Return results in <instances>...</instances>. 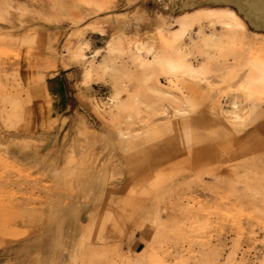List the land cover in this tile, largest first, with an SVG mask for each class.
Instances as JSON below:
<instances>
[{
  "label": "rangeland",
  "instance_id": "374dc122",
  "mask_svg": "<svg viewBox=\"0 0 264 264\" xmlns=\"http://www.w3.org/2000/svg\"><path fill=\"white\" fill-rule=\"evenodd\" d=\"M0 9V241L51 226L70 241L69 264H126L132 240L148 244L146 264H264V82L257 98L237 81L214 84L208 98L205 83L186 79L174 102L156 91L173 86L153 64L177 44L209 74L264 64V28L240 14L246 31L234 32L220 15L237 12L235 0H0ZM183 16L187 31L171 40ZM78 47L84 57L72 58ZM150 169L146 182L135 175Z\"/></svg>",
  "mask_w": 264,
  "mask_h": 264
},
{
  "label": "bare ground",
  "instance_id": "6f19581e",
  "mask_svg": "<svg viewBox=\"0 0 264 264\" xmlns=\"http://www.w3.org/2000/svg\"><path fill=\"white\" fill-rule=\"evenodd\" d=\"M235 6L237 9V12H235L234 10H229V11H225L223 14L220 15L221 18L226 17V18L231 19V21L235 25L234 32H237L236 30H239V29H244V30L246 29V24H245L243 18H245L255 28H264V0H235ZM2 8H5V7H2ZM208 11H210V10H208ZM201 12H202V10H196L195 11V13L197 15L202 14ZM7 13H8L7 10L0 9V19H4L5 16L7 15ZM240 14L243 15V18H241ZM209 15H213V14L211 13ZM223 19H225V18H223ZM225 26H226L225 28H229V23L226 22ZM187 28H188L187 18L183 16L182 18H180L178 20V27L176 28L175 32L169 33L168 37L171 40H175L178 38L180 39V38H182V36L187 31ZM111 34H113V35L110 39V42L115 40V37H116V35L114 33H111ZM117 40H119V39H117ZM129 42H131V41H129ZM209 42L210 43L215 42L213 33L210 34ZM132 45H133V43H132ZM176 46L177 47L174 49V51L172 52L171 55H166V54H162V53H158V52L154 53V55H153V64L158 66L161 69V71L165 75H167L169 82L173 86V91H168V90L158 88L156 90L158 92V94L162 93L163 95L168 96L170 99H173V101L176 102V100H178V98H177L178 94L175 93V89L176 88H178V90L181 89V86L184 85L183 83L185 82L186 79H192V80H199V81L205 83V86H206L205 93H206V96L208 98L211 95L210 91H212V87L214 86V84H219L222 82H230V81L231 82L237 81L238 85L236 87L243 88L246 91L247 96H249V97L253 96L256 98L259 96V94H258L259 92L255 86V82H257V81L258 82H264V64H262L261 61L248 60L246 63H243L239 67H236L235 69L231 68V70H227V72H224L222 74H219V75L209 74L206 71L202 70L201 68L200 69L193 68V66L190 63L185 61L183 53L180 51V47H178L179 45L177 44ZM80 56H83V54L81 53V47L75 48L71 53L72 58H77ZM72 62H74V61H72ZM88 74L89 73L86 70V73H85L86 78L88 77ZM185 87L188 88L189 86L188 87L185 86ZM191 90H193V89H191ZM196 90H197V88H196ZM179 91H181V90H179ZM87 99H88V97H87ZM113 104L115 106L119 105L118 101H113ZM207 105H210V104H207ZM236 105H237V103L235 101H233L234 108L236 107ZM185 109L186 108L177 107L175 109V113L185 114V112H186ZM97 111H98V109H97ZM119 134L121 136H125L126 133L123 131H120ZM168 166H170V165H168ZM149 171L151 172L152 169L143 170V171L141 170L138 173H136L135 175L138 176L137 178L140 179L142 182L144 180L146 182V178L150 179V178H148V176L151 177V175L149 174L150 173ZM130 174L132 175L133 173H130ZM130 174H129V176H130ZM138 179L135 178V180H137V181H138ZM137 184L138 183H136V185ZM138 187H140V185ZM141 188H142V186H141ZM133 190H135V189H133ZM131 191H132V189H131ZM101 211L99 214H97L94 217V219L91 221L89 227L95 229V228H97V225L99 223L103 222L104 219H103V215H102ZM0 215H4V214H0ZM16 220H17V218H16ZM15 223H16V221H15ZM24 224H25V222H24ZM0 225H2V223Z\"/></svg>",
  "mask_w": 264,
  "mask_h": 264
},
{
  "label": "crops",
  "instance_id": "0c3cea01",
  "mask_svg": "<svg viewBox=\"0 0 264 264\" xmlns=\"http://www.w3.org/2000/svg\"><path fill=\"white\" fill-rule=\"evenodd\" d=\"M107 203L111 204V202ZM61 236L60 231L55 227L45 226L43 230H40L38 239L28 238L12 242L0 241V264H69V257L63 252L62 248L69 247L70 241L61 240ZM141 243V240L131 241V246L137 249L136 257L133 258V261L125 259L126 264H146L149 260L145 256L139 258V254L148 246L147 244L141 248Z\"/></svg>",
  "mask_w": 264,
  "mask_h": 264
}]
</instances>
